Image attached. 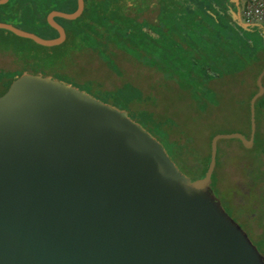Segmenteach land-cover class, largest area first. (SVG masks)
Segmentation results:
<instances>
[{
    "label": "water",
    "instance_id": "1",
    "mask_svg": "<svg viewBox=\"0 0 264 264\" xmlns=\"http://www.w3.org/2000/svg\"><path fill=\"white\" fill-rule=\"evenodd\" d=\"M9 0H0V5ZM47 20L44 46L67 33L84 0ZM264 68L250 101V136L218 133L192 179L126 110L52 75L24 72L0 95V264H264V255L212 190L218 142L251 146Z\"/></svg>",
    "mask_w": 264,
    "mask_h": 264
},
{
    "label": "trees",
    "instance_id": "2",
    "mask_svg": "<svg viewBox=\"0 0 264 264\" xmlns=\"http://www.w3.org/2000/svg\"><path fill=\"white\" fill-rule=\"evenodd\" d=\"M84 1L85 8L80 17L73 20L60 16L55 18L67 33L66 40L57 46H44L32 39L18 36L9 30L0 28V95L7 91L18 76L24 72H30L52 75L84 88L86 85L88 88L89 84L96 83V86L104 92L96 94V96L102 100L112 101L123 108H128V105L137 104L142 100L141 89L132 82L123 80L110 89L92 76L82 73L83 77H79V69L83 68L82 70L85 71L87 64L92 63L89 59L93 58L92 60L96 59L101 66L107 68L108 74H115L119 78H124L128 71L126 64L131 62L130 60L139 61L142 58L141 49L143 51L147 49L150 40L155 39V33L144 30L145 27L142 26L141 22L126 16L122 8V0ZM164 1L166 7L164 8L163 19L159 25H151L161 28L160 32L155 34L160 47L158 52L161 53L155 59L160 61V65L155 63L149 66H153L155 70H157L155 66H159L160 71H165L167 75L178 78L177 82L182 86H196L194 87L195 92L200 90L201 84L205 85L209 79H212L216 72L219 75H229L238 69L241 71L248 68L254 69V65L257 64L256 61L259 59L257 57L258 51L255 50L254 45L250 44L240 32H238L240 35L238 33L235 35L233 31L230 33L226 29L217 30L212 22H207V19L203 17L204 14H207L204 2L203 6L198 3L195 7L194 3H186L189 0ZM77 7V0H9L0 5V22L11 23L43 38H54L59 35V32L49 24L48 14L53 10L71 13ZM209 12L213 14L211 11ZM174 13L182 16V18L173 20V23L170 24V17ZM214 20L218 19L214 17ZM182 21H184L183 25H180ZM180 30L185 32L186 38L180 37ZM235 32L237 31L235 30ZM238 37H240V43L237 41ZM163 42L164 44H162ZM130 47H134L135 53L141 55L133 58L128 53L131 50ZM175 50L179 54L172 56V59L176 61L171 63L172 59L169 57V53L175 54ZM121 52L122 54H119ZM146 52L149 53L150 59L155 57L152 55L154 51L148 50ZM131 63L135 64L134 62ZM263 67L255 72V78ZM255 86L257 90L258 87L256 84ZM143 110L131 113L153 134L158 135V128L151 126V124L158 125V120L153 117L151 112ZM159 118L163 124L168 123L166 117ZM248 123L250 124V121ZM213 136L214 134L209 138L208 152L205 159L199 161V168L195 171L189 170L192 173H197V176L192 179L202 178L205 175L210 161ZM242 147L244 148L243 145ZM181 150L179 145L169 151L174 156L173 158H176ZM221 154L222 152L218 147L212 190L229 212L235 213V216L241 221L243 218L247 220V213L240 211L236 214L235 211V207L239 208V205L245 202H236L232 197V192L223 194L220 187L221 170L224 166Z\"/></svg>",
    "mask_w": 264,
    "mask_h": 264
},
{
    "label": "rangeland",
    "instance_id": "3",
    "mask_svg": "<svg viewBox=\"0 0 264 264\" xmlns=\"http://www.w3.org/2000/svg\"><path fill=\"white\" fill-rule=\"evenodd\" d=\"M183 22H180V25H183ZM141 23L146 31L156 34L161 30L160 27H152L147 23ZM179 28L176 29L178 30ZM180 31V37L186 38L185 32L183 30ZM155 34V39L150 40V44H147V49L145 51L141 49L142 55L140 53L136 54L135 48L130 47L131 50L128 53L133 58L140 55L142 58L138 59L139 61L130 60L135 63L134 65L131 62L126 64L128 71L124 78H119L115 74H108L107 68L103 67V65L101 66L96 59L92 60L93 58L89 59L92 63L87 64L85 71L82 70L83 68L79 69L80 73L78 76L83 77L82 73L92 76L97 81L103 82L110 89L123 80L132 82L137 88L141 89L142 100L137 104L128 105V108H123L112 101L108 102L126 110L129 117L148 130L165 146L172 157L174 156L169 150L171 148L173 150V147L180 145L182 150L179 151L178 157L174 158L175 162L181 171L194 178L197 173L190 171L197 170L199 161L201 162L205 159L208 152V141L213 134L241 133L247 137L250 136L251 123H248L250 121V101L256 91L254 75L255 72L264 66V50L261 51V48L257 49L255 47V50L258 51L257 57L259 59H257L254 69L248 68L242 71L238 69V71H233L229 75H219L216 72L212 79H209L205 85L201 84L199 86L200 90L195 92L194 87L196 86H182L178 84V78L167 75L165 71H160L159 66H155L157 70L153 66H149L155 63L160 65V61L155 59L161 54L158 52L160 47ZM148 50L154 51L152 53L155 56L154 58L150 59L149 53L146 52ZM119 54H122V52ZM178 54L175 50V54L169 53V57L172 59L173 55ZM174 61L176 60L172 59L171 63ZM179 80L181 81L180 78ZM89 85L91 91L88 89L89 87L87 88V85L85 88L79 85L76 86L91 92L95 96L96 94L104 93L99 89L100 87L96 86V83ZM257 101L256 134L253 144L245 146L241 140L235 138L221 139L218 142L224 163L221 170L220 187L223 194L232 192V197L236 202H245L239 205V208L235 207V211L236 214L240 211L247 213V220H244V218L242 221L238 219L235 213L229 212L221 199L219 200L264 255V94ZM143 109L151 112L154 115L153 117L158 120V125L151 124L153 128H158V135L156 133L153 134L139 119L137 120L133 117V112L144 111ZM159 117H166L168 123L163 124V122H160Z\"/></svg>",
    "mask_w": 264,
    "mask_h": 264
},
{
    "label": "crops",
    "instance_id": "4",
    "mask_svg": "<svg viewBox=\"0 0 264 264\" xmlns=\"http://www.w3.org/2000/svg\"><path fill=\"white\" fill-rule=\"evenodd\" d=\"M203 2L207 10V14H204L203 17L207 19V22H212L216 29H226L230 31V33L233 31L235 35L240 32V34H243L254 47H257V49L261 48V51L264 50V9L258 10L259 5L264 6L260 4H264V0H189L186 3H194L196 7L198 3L203 6ZM136 4L137 0H122L123 11L126 14H130V10L135 7ZM209 11L213 14H210ZM126 16L136 19L131 15ZM214 17L218 20H214ZM178 18H182V16L175 13L171 15L170 24L173 23V20L176 21ZM154 20L156 21L157 18ZM138 21L141 22L140 20ZM234 29L237 32H235ZM237 41L240 43V37H238ZM255 84L257 85V77L255 78ZM261 97H263V95Z\"/></svg>",
    "mask_w": 264,
    "mask_h": 264
},
{
    "label": "flooded vegetation",
    "instance_id": "5",
    "mask_svg": "<svg viewBox=\"0 0 264 264\" xmlns=\"http://www.w3.org/2000/svg\"><path fill=\"white\" fill-rule=\"evenodd\" d=\"M165 7L166 3L164 0H137L136 6L130 10V14H126L125 12L124 14L129 16L131 15L141 22L149 25H159L160 21L163 19ZM155 18H157L156 21L154 20Z\"/></svg>",
    "mask_w": 264,
    "mask_h": 264
},
{
    "label": "built area",
    "instance_id": "6",
    "mask_svg": "<svg viewBox=\"0 0 264 264\" xmlns=\"http://www.w3.org/2000/svg\"><path fill=\"white\" fill-rule=\"evenodd\" d=\"M260 4L264 5L263 3H260ZM261 9H264V6L259 5L258 10H261Z\"/></svg>",
    "mask_w": 264,
    "mask_h": 264
}]
</instances>
